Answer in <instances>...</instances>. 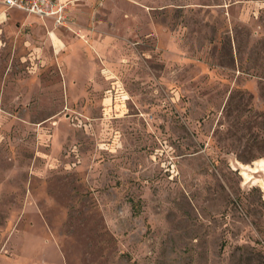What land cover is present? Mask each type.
Instances as JSON below:
<instances>
[{
  "label": "rangeland",
  "instance_id": "obj_1",
  "mask_svg": "<svg viewBox=\"0 0 264 264\" xmlns=\"http://www.w3.org/2000/svg\"><path fill=\"white\" fill-rule=\"evenodd\" d=\"M68 15L0 2V264H264V0Z\"/></svg>",
  "mask_w": 264,
  "mask_h": 264
},
{
  "label": "built area",
  "instance_id": "obj_2",
  "mask_svg": "<svg viewBox=\"0 0 264 264\" xmlns=\"http://www.w3.org/2000/svg\"><path fill=\"white\" fill-rule=\"evenodd\" d=\"M75 0H0L7 9L24 10L30 15L52 18L58 24L70 21L68 7Z\"/></svg>",
  "mask_w": 264,
  "mask_h": 264
},
{
  "label": "bare ground",
  "instance_id": "obj_3",
  "mask_svg": "<svg viewBox=\"0 0 264 264\" xmlns=\"http://www.w3.org/2000/svg\"><path fill=\"white\" fill-rule=\"evenodd\" d=\"M257 165L260 166L261 169H264V159L257 162ZM255 170H257V169L255 168Z\"/></svg>",
  "mask_w": 264,
  "mask_h": 264
},
{
  "label": "crops",
  "instance_id": "obj_4",
  "mask_svg": "<svg viewBox=\"0 0 264 264\" xmlns=\"http://www.w3.org/2000/svg\"><path fill=\"white\" fill-rule=\"evenodd\" d=\"M73 3H71L70 5H69V7H68V11H69V9H70V7H71V5H72ZM3 6V5H2ZM2 15H3V13H2Z\"/></svg>",
  "mask_w": 264,
  "mask_h": 264
}]
</instances>
